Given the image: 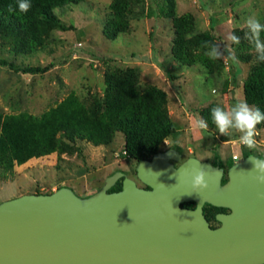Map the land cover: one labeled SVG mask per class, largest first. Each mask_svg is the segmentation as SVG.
<instances>
[{
  "label": "rangeland",
  "instance_id": "rangeland-1",
  "mask_svg": "<svg viewBox=\"0 0 264 264\" xmlns=\"http://www.w3.org/2000/svg\"><path fill=\"white\" fill-rule=\"evenodd\" d=\"M112 1L83 0L55 9L65 28H48L42 45L31 55L10 53L8 33L0 31V59L19 65L51 64L46 72L25 73L0 63V113L39 115L70 92L90 103L95 96H102L106 70L131 66L137 68L140 88L155 84L167 93L166 108L177 128L165 147L177 144L184 158L195 156L210 162L215 161L216 153L223 163L234 154L241 159L245 150L264 156V122L256 126L252 149L239 143L238 131L220 134L218 129L213 133L198 126L202 108L219 105L230 110L238 101L245 102L242 83L258 54L252 42L238 45L229 37L246 39L250 17L264 24V0H127L134 12L128 15L127 26L110 38L103 28ZM169 2L172 16L192 17L188 37L209 33L213 38L212 43L189 45L194 62L188 65L171 54L175 30L168 14ZM211 45H219L222 52L231 48L236 59H210L206 53ZM123 142L121 132L107 145L68 142L66 151L30 158L9 171L0 168V202L60 186L88 196L108 175L132 166L134 161L122 152Z\"/></svg>",
  "mask_w": 264,
  "mask_h": 264
},
{
  "label": "water",
  "instance_id": "water-1",
  "mask_svg": "<svg viewBox=\"0 0 264 264\" xmlns=\"http://www.w3.org/2000/svg\"><path fill=\"white\" fill-rule=\"evenodd\" d=\"M227 169L176 149L141 159L137 177L116 170L88 196L62 186L0 202V264H264V185L251 157ZM264 159V157H259ZM264 164V161H261ZM208 169L209 188L194 192L193 170ZM256 175H264L257 170ZM122 178L121 189H109ZM192 201L194 208L181 206ZM224 207L211 227L203 204Z\"/></svg>",
  "mask_w": 264,
  "mask_h": 264
},
{
  "label": "trees",
  "instance_id": "trees-1",
  "mask_svg": "<svg viewBox=\"0 0 264 264\" xmlns=\"http://www.w3.org/2000/svg\"><path fill=\"white\" fill-rule=\"evenodd\" d=\"M81 1L30 0L31 8L24 13L19 11L17 0H0V31L8 33L7 50L13 55H31L42 45L48 28H65L54 10ZM9 5L13 8L11 12L8 10ZM169 5L168 14L172 16L170 2ZM109 9L111 15L104 23L103 32L107 37L114 38L127 26V17L134 11L127 0H113ZM191 18L189 14L172 16L175 37L171 54L177 62L187 65L194 62L189 50L191 43L213 42L209 33L196 34L195 38L187 36L193 28ZM260 39L264 41V32H261ZM247 41L241 38L238 45H246ZM239 56L244 58L243 55ZM0 63L25 73H43L51 66L19 65L5 59H0ZM104 84L102 96H95L87 104L70 92L39 115L27 112L0 113V168L9 171L15 164H22L30 158L66 151L68 142L86 141L93 145H107L117 132H121L124 137L122 152L136 163L167 148L164 140L174 135L177 125L166 108V91L155 84L140 88L137 68L131 66L106 70ZM242 92L247 104L264 112V62L257 59L250 67L242 83ZM213 107L202 108L199 118L206 120L207 130L214 133L217 128L211 118ZM168 147L178 148L177 145ZM251 153L245 150L243 157ZM214 160L215 165L224 168H229L233 163L232 158L223 163L217 153ZM226 180L227 176L224 175L222 183ZM121 181L122 178L116 181L109 191L121 189ZM191 205L195 203H181L183 207ZM226 209L204 204L206 218L212 225L218 224L216 214Z\"/></svg>",
  "mask_w": 264,
  "mask_h": 264
},
{
  "label": "clouds",
  "instance_id": "clouds-1",
  "mask_svg": "<svg viewBox=\"0 0 264 264\" xmlns=\"http://www.w3.org/2000/svg\"><path fill=\"white\" fill-rule=\"evenodd\" d=\"M18 9L20 12L27 13L31 8L30 0H17ZM9 12L13 11L11 5L8 8ZM248 33L245 34V38L254 44V48L257 55V59L260 62H264V41L260 39L261 32H264V24H261L259 20L254 17H250L247 20ZM229 39L234 44L240 43V37L231 35ZM225 52L227 55H225ZM206 55L210 59H224L235 60L236 56L234 51L227 47L222 52L219 45H211ZM211 118L220 134H227L230 130H235L241 133L239 136V143L252 149L256 146L255 129L256 126L264 122V112L257 108L250 107L247 102L238 101L230 110H225L221 106L217 105L211 110ZM198 126L201 129H207L208 123L201 118L198 121ZM264 159L259 157H251L253 164L252 172L254 173L253 179L261 185H264V175H256V171H264V164L261 163ZM208 176V169L200 166L193 170L192 173V188L194 192L200 193L203 190L209 188V183L206 177ZM261 199H264V192L258 193Z\"/></svg>",
  "mask_w": 264,
  "mask_h": 264
},
{
  "label": "flooded vegetation",
  "instance_id": "flooded-vegetation-1",
  "mask_svg": "<svg viewBox=\"0 0 264 264\" xmlns=\"http://www.w3.org/2000/svg\"><path fill=\"white\" fill-rule=\"evenodd\" d=\"M172 145H177V144H172ZM178 146V148H175V147H167V148H165L164 150H166V149H169V148H172V149H176L180 154H181V160L179 161V162H176V161H174V160H170V162L174 165V166H178L183 160H185L187 157H185L184 158V151H183V149H182V147L181 146H179V145H177ZM164 150H162V151H164ZM153 156V155H152ZM152 158V157H151ZM151 158H148V159H151ZM232 158V157H231ZM243 158V157H242ZM233 160V159H232ZM212 164H214L215 165V163H213V162H211ZM137 164L138 163H136V162H133V164H132V166H130L129 168H127V169H125L126 171H122L123 173H124V175L125 176H127V177H129V178H131L132 180H134V182L136 183V185L138 186V187H143V188H149L146 184H144L138 177H137V174H136V166H137ZM223 169H224V174H223V177H224V175H226V172H227V169L228 168H224V167H222ZM127 170L128 171H130V170H132V174H129V173H127ZM227 176V175H226ZM195 207V205H191V206H189L188 208H194ZM203 214H204V216L206 217V215H205V210H204V204H203ZM220 212H229V209H226V210H224V211H220ZM207 219V218H206ZM209 222V221H208ZM209 224H210V226L211 227H216V226H218L220 223L218 222V224H216V225H212L210 222H209Z\"/></svg>",
  "mask_w": 264,
  "mask_h": 264
},
{
  "label": "built area",
  "instance_id": "built-area-1",
  "mask_svg": "<svg viewBox=\"0 0 264 264\" xmlns=\"http://www.w3.org/2000/svg\"><path fill=\"white\" fill-rule=\"evenodd\" d=\"M164 143L166 144V139L164 140ZM231 157H232L233 160L239 159V157L237 155H235V154L232 155Z\"/></svg>",
  "mask_w": 264,
  "mask_h": 264
}]
</instances>
